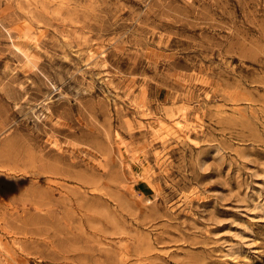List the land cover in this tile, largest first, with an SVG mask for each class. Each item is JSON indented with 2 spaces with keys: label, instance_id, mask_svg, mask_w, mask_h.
<instances>
[{
  "label": "rangeland",
  "instance_id": "rangeland-1",
  "mask_svg": "<svg viewBox=\"0 0 264 264\" xmlns=\"http://www.w3.org/2000/svg\"><path fill=\"white\" fill-rule=\"evenodd\" d=\"M0 264H264V0H0Z\"/></svg>",
  "mask_w": 264,
  "mask_h": 264
}]
</instances>
